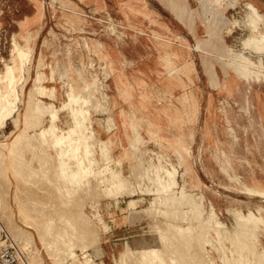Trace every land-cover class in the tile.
I'll return each mask as SVG.
<instances>
[{
    "label": "rangeland",
    "instance_id": "1",
    "mask_svg": "<svg viewBox=\"0 0 264 264\" xmlns=\"http://www.w3.org/2000/svg\"><path fill=\"white\" fill-rule=\"evenodd\" d=\"M32 1L25 34L13 27L24 12H0V73L15 40L32 51L18 117L0 125V223L27 263L146 264L138 250L154 240L177 263L264 264V222L236 217L264 220V0ZM243 56L255 74H240ZM42 125L78 143L81 184L62 176ZM120 215L146 240L104 256Z\"/></svg>",
    "mask_w": 264,
    "mask_h": 264
},
{
    "label": "bare ground",
    "instance_id": "2",
    "mask_svg": "<svg viewBox=\"0 0 264 264\" xmlns=\"http://www.w3.org/2000/svg\"><path fill=\"white\" fill-rule=\"evenodd\" d=\"M40 12L42 13V6L40 7ZM42 15V14H41ZM256 15H257V10L255 9V8H253V12L251 13V21L253 22V23H255L257 20H256ZM27 23V22H26ZM27 37V36H26ZM247 41V40H246ZM252 41V40H251ZM244 42V41H243ZM259 44H257V45H259V46H264L263 44H264V38L261 40V41H259L258 42ZM246 44L248 45L249 43L248 42H246ZM246 45V46H247ZM251 45V44H250ZM250 45L248 46V47H250ZM256 45V46H257ZM258 48V47H257ZM31 50V49H30ZM30 50H27L22 44H20L17 40H15V42L13 43V52H12V55H11V58L8 60V62H10L11 63V65H8L7 67V70L4 72V75H2L1 73H0V125L1 124H3V122L4 121H6L7 120V118L8 117H15V118H17L18 117V114H19V107H20V102L19 101H21V91H22V89H23V87H24V85L26 84V82H27V79H29V72H30V67H31V63H32V51H30ZM257 50V49H256ZM261 50V49H260ZM263 50V49H262ZM234 56H235V54H234ZM237 58V57H236ZM238 59V58H237ZM249 58L247 57V58H245L244 56L242 57V59H240V61L242 62L241 63V68H239L240 69V74L242 73V74H244L245 76H247V75H253V74H255V71H253V70H250L249 68H248V65H251V64H254L251 60H248ZM232 61V60H231ZM235 63V62H234ZM239 63V62H238ZM231 64H233L232 62H231ZM240 64V63H239ZM257 73V72H256ZM264 75V74H263ZM18 76H20V77H22L21 78V85H20V83L17 81V77ZM4 77V79L5 80H3L2 78ZM38 81H39V79L36 81V85L38 84ZM73 89V88H72ZM33 90V89H32ZM32 92V91H31ZM73 92V91H72ZM34 93V92H33ZM75 93V92H74ZM31 95V94H30ZM76 95V94H75ZM77 96H78V94H77ZM32 97H35V96H32ZM74 97H71V95H69V104H71L72 103V99H73ZM31 99V98H30ZM29 99V100H30ZM34 99V98H33ZM29 102V101H28ZM33 102V101H32ZM32 102H30V103H32ZM68 104V103H67ZM35 105V104H34ZM70 106V105H69ZM55 107H53V106H50V107H48L47 109H49V110H52V115H51V117H52V120L53 121H55V118H56V114H57V110H55L54 109ZM27 110V114L31 117V115H35L34 114V111H33V109H31V108H29V109H26ZM45 111H43V110H39L38 108H36L35 109V113H38V115H43V113H44ZM76 114V113H75ZM26 115V114H25ZM59 115V114H58ZM57 115V118L59 117ZM78 114H76L75 116H77ZM28 116V117H29ZM36 116V115H35ZM14 118V119H15ZM40 120V119H39ZM35 121V120H34ZM29 122V121H28ZM37 124V123H36ZM5 125V124H4ZM33 125V124H32ZM3 126V125H2ZM30 126V125H29ZM28 126V127H29ZM1 127V126H0ZM3 128V127H2ZM32 128V127H31ZM28 129V128H27ZM51 132L52 133V136H53V138H52V140H50V138H49V136H48V132ZM42 135L43 137H44V139L47 137V139H45V144H49L50 146H52L53 148H55V152H56V156H57V166L58 167H60L61 169H62V171L61 170H59V174L62 172V176L64 177V178H66L68 181L67 182H69L70 183V181H72V182H74L75 184H78L80 181H82V179L86 176V175H88V174H86V171H84L82 168H81V164H80V161H79V149L80 148H78L77 147V142H75V141H73V140H65L63 137H61V136H59L57 133H56V131H55V129H54V127H51L49 130L48 129H46V128H44L43 127V125H42V127L40 128V129H38V131L36 132V135ZM20 136V135H19ZM83 136V135H82ZM21 137V136H20ZM51 137V136H50ZM21 140V139H20ZM81 140V139H80ZM83 141V140H82ZM15 142V141H14ZM16 143V142H15ZM87 145V144H86ZM184 146L188 149V150H191L190 149V147L188 146V145H186V144H184ZM83 148V147H82ZM84 149V148H83ZM82 149V150H83ZM58 170V169H57ZM86 170V169H85ZM145 171V173H146V175L148 176L147 178L148 179H150L151 181L153 180H155V181H157L158 183H160V184H162L163 186H164V188H166L167 189V185H166V182H165V177L164 176H162L161 174V176H158V174L156 173H151V171L147 168V167H145V169H144ZM61 171V172H60ZM167 172V171H166ZM89 177V176H88ZM168 177V176H167ZM62 178V177H61ZM66 179H65V181H66ZM84 180V179H83ZM64 182V181H63ZM84 183V182H83ZM80 184H81V182H80ZM167 184H168V182H167ZM74 185V184H73ZM79 185V184H78ZM162 186V187H163ZM168 186H170V185H168ZM163 189V188H162ZM165 189V190H166ZM170 189H168V191H169ZM171 195V193L169 194V196ZM173 197V196H172ZM174 198V197H173ZM194 198V197H193ZM167 199V198H166ZM198 201H199V199H198ZM187 202V201H186ZM169 203V202H168ZM171 203V202H170ZM176 203V202H175ZM180 203V202H179ZM133 204V203H132ZM182 204V203H181ZM192 207H191V209L192 210H194L195 208H197V209H195V210H199V212L201 213V215H202V212H204V211H201V206H199V203L197 202V200L196 199H193V201L192 202H190L189 203ZM177 205V204H176ZM194 210V211H195ZM191 211V210H190ZM192 212V211H191ZM198 212V213H199ZM199 213V214H200ZM193 214V213H192ZM243 214V213H242ZM182 215H183V213H182ZM181 215V217H183ZM212 215V214H211ZM214 215V214H213ZM186 216V215H185ZM184 216V217H185ZM197 216V215H196ZM200 216V215H199ZM198 217V216H197ZM196 217V218H197ZM203 217H205V222L206 221H208L209 222V225H211V223L210 222H214L212 225H214L215 227H218L219 229L218 230H220L222 233H224V232H226V225L225 224H223L222 222H220V221H218V220H212L214 217L213 216H210V215H204ZM211 217V218H210ZM236 217L239 219V221H242V222H245L246 223V219H247V221L248 220H250V222L252 221H254V222H256L255 224H256V226H258L259 225V223L261 222H264V220L263 219H261V218H257V216H255V214L253 215V213L252 214H248V216H243V215H241V214H239V215H236ZM262 217V216H261ZM186 218V217H185ZM190 218V217H189ZM183 220H185V219H183ZM243 220H245V221H243ZM236 221V220H235ZM238 222V221H237ZM239 223V222H238ZM206 224H207V222H206ZM240 224H242V223H240ZM239 224V225H240ZM250 224V223H249ZM238 225V226H239ZM237 226V227H238ZM245 226V225H244ZM254 226V225H253ZM159 227V226H158ZM201 227V226H200ZM234 228V229H236V231L235 230H230L229 232L230 233H238V234H240V233H242V231H240L239 230V228ZM239 227H242L241 225L239 226ZM4 229V226L3 225H1V223H0V231H1V229ZM163 228V227H162ZM169 228V227H168ZM168 228H165V229H167V231L169 230ZM212 228H214V227H212ZM253 228V227H252ZM251 228V229H252ZM158 229V228H157ZM205 229V228H204ZM244 229H246V228H244ZM248 229V228H247ZM256 229V228H255ZM164 229H160V227H159V231L161 232L160 234H162V237H167L168 235H165L166 234V232H165V230L163 231ZM172 230V229H171ZM211 230V229H210ZM229 230V229H228ZM242 230V229H241ZM156 231H158V230H156ZM158 231V232H159ZM170 231V230H169ZM169 231H168V233H169ZM165 232V233H164ZM172 232H173V230H172ZM217 232V231H216ZM219 232V231H218ZM247 232V231H246ZM167 233V234H168ZM159 234V233H158ZM170 234L172 235V233H171V231H170ZM165 235V236H164ZM170 236V235H169ZM174 236V235H173ZM216 236H218V235H216ZM236 236H237V234H236ZM235 236V237H236ZM160 237V236H159ZM231 237V236H230ZM161 238V237H160ZM171 238H173V237H170V239ZM239 238V237H238ZM169 238L167 237V240H168ZM160 240H162V245H163V241L165 240H163V239H160ZM167 240H165V242L167 241ZM222 240V239H221ZM237 240V239H236ZM244 240H246V239H244ZM245 243H246V241H245ZM166 244V243H165ZM239 244V243H238ZM248 244V243H247ZM234 245V244H233ZM18 246L20 247V245L18 244ZM22 246L25 248L26 246L24 245V244H22ZM159 246L155 243V241L153 240L152 241V243L150 242L149 244H147V245H143L142 247H141V249L140 250H138L140 253H141V259L143 260V259H145L144 260V262L146 263V264H183V262L182 263H177V258H175V257H173V256H171L169 259H167V260H169V261H167L165 258H164V256H163V252H162V254L160 253V251H159ZM82 250H83V248H82ZM85 251V250H84ZM134 251V250H133ZM132 252V251H131ZM138 252V253H139ZM129 253V252H128ZM76 255V253H75V251H71V252H69V256L71 257H74ZM86 255V254H85ZM258 255V254H257ZM87 256H89L88 254L84 257V260H82V261H80L81 262V264H89L88 262H89V260L91 259V258H89V257H91V256H89V257H87ZM126 256V254H123L122 256H121V263L122 264H129V261H128V263H127V256ZM139 256V255H138ZM132 258V257H131ZM199 258V257H198ZM242 258V257H241ZM258 258H260V257H258ZM129 259V258H128ZM134 260V259H133ZM138 260V259H137ZM197 260V259H196ZM92 261H94L93 259H92ZM256 261V260H255ZM131 262V261H130ZM135 262H137V261H135ZM252 262V261H251ZM261 262V261H260ZM263 262V261H262ZM138 263H141V262H138ZM188 263H189V261H188ZM193 263V262H192ZM207 263V262H206ZM256 263H258V262H256ZM25 264H29V261H28V263L27 262H25ZM142 264V263H141ZM195 264V263H194ZM202 264V263H201ZM248 264H249V262H248ZM261 264V263H260Z\"/></svg>",
    "mask_w": 264,
    "mask_h": 264
},
{
    "label": "crops",
    "instance_id": "3",
    "mask_svg": "<svg viewBox=\"0 0 264 264\" xmlns=\"http://www.w3.org/2000/svg\"><path fill=\"white\" fill-rule=\"evenodd\" d=\"M4 9L12 10L16 12L19 10L22 13L19 17L14 19L16 33L25 34V30H31L36 25L38 19L36 18L37 7L32 0H0V12ZM43 12V10H42ZM27 21L25 28L21 29L19 22ZM39 33H37L38 36ZM116 225L111 226V229L105 235L104 246L102 247L103 255L109 257L115 256L126 244L128 246H140V244L146 240V236L143 231L134 230V225L130 223L127 216L120 215L115 216ZM133 225V226H132ZM139 225V224H137ZM143 244V243H142Z\"/></svg>",
    "mask_w": 264,
    "mask_h": 264
},
{
    "label": "built area",
    "instance_id": "4",
    "mask_svg": "<svg viewBox=\"0 0 264 264\" xmlns=\"http://www.w3.org/2000/svg\"><path fill=\"white\" fill-rule=\"evenodd\" d=\"M25 262L27 261L22 248L2 228L0 231V264H25Z\"/></svg>",
    "mask_w": 264,
    "mask_h": 264
}]
</instances>
